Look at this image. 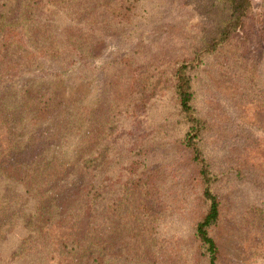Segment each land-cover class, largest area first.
<instances>
[{
  "label": "rangeland",
  "instance_id": "obj_1",
  "mask_svg": "<svg viewBox=\"0 0 264 264\" xmlns=\"http://www.w3.org/2000/svg\"><path fill=\"white\" fill-rule=\"evenodd\" d=\"M11 1L9 19L20 17L34 46L56 56L24 68L17 85L28 97L34 80L50 91L43 125L33 129L20 111L8 116L13 132L0 113V174L18 181L7 192L0 185V264H78L61 244L89 236L102 240L105 264H207L195 237L207 204L173 75L227 10L217 0H42L37 11L30 0ZM250 2L244 27L190 71L204 124L198 147L220 202L209 231L217 264H264V0ZM16 56L0 47V66ZM31 132L60 142L67 156H89V175L73 166L66 183L20 184L14 149ZM89 190L100 194L90 203Z\"/></svg>",
  "mask_w": 264,
  "mask_h": 264
},
{
  "label": "trees",
  "instance_id": "obj_2",
  "mask_svg": "<svg viewBox=\"0 0 264 264\" xmlns=\"http://www.w3.org/2000/svg\"><path fill=\"white\" fill-rule=\"evenodd\" d=\"M11 0H0V47H6L16 52L17 56L0 66V113L2 119L11 131H16V122H11L8 116L22 111L20 114L23 118L31 115L30 122L33 129L39 128L44 121L41 120L43 112L49 113L53 109V101L49 90L39 88V82L35 80L31 83L33 94L30 97L18 89L19 78L23 74L24 68L33 67L38 63L40 57L44 55L48 57L56 56L55 48H37L31 42L30 30L24 22L19 19L14 22L9 19L13 9ZM218 4L225 8L228 17L221 23V27L214 35L208 36L202 48L196 53L195 58L188 62L180 63L173 75L174 94L178 102L179 112L184 121L189 125L188 131L184 138V146L193 154L192 160L199 165V181L202 187V199L207 204V209L200 221L195 226V237L199 242L203 254L207 257V264H217L218 249L216 242L209 235V231L214 227L220 217V202L217 195L212 190L215 177L211 173L206 161L201 157L198 147V139L201 130L204 129L203 122L195 115L193 107L192 79L190 71L197 66L201 56H207L215 53L223 46L236 32L241 30L245 21L251 12L250 0H217ZM34 10L42 7V0H30ZM44 75L39 80L44 79ZM41 113V114H40ZM4 123V122H3ZM18 123H21L18 121ZM72 127H65L61 131L62 139L66 140ZM80 134V133H79ZM48 137H42L39 142L36 140L33 132L26 138L25 142L16 140L17 146L15 151L18 156L15 165L20 171L24 179L19 180L20 184H25V180H38L39 178L58 179L60 183H66L73 174L72 167L77 168L79 172L86 177L91 169L89 156L79 157L77 154L67 156V147L58 144L48 143ZM79 153H82L81 151ZM28 155V156H27ZM72 170V171H70ZM33 180V181H34ZM12 180L3 173L0 174V185L3 191L7 192L14 189L11 186ZM11 184V185H10ZM26 185V184H25ZM27 186H23L25 189ZM27 188L25 193H30ZM100 190V186L97 188ZM51 193L44 190L41 194L44 198ZM85 199L90 203V199L100 196L99 192L90 194V190L85 192ZM56 198L58 195L50 197V205L57 209ZM18 201V200H17ZM16 201V202H17ZM2 203H7V199H3ZM40 205H43L39 202ZM43 210V207H41ZM61 247L67 254H72L76 258L78 264H105V258L102 254L103 242L98 236H89L81 241L72 242L66 240Z\"/></svg>",
  "mask_w": 264,
  "mask_h": 264
}]
</instances>
